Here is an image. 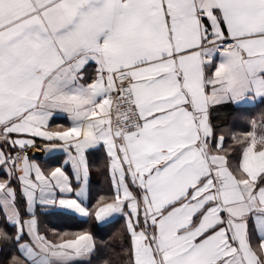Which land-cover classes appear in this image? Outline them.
<instances>
[{
	"label": "snow or ice",
	"instance_id": "6c2138e0",
	"mask_svg": "<svg viewBox=\"0 0 264 264\" xmlns=\"http://www.w3.org/2000/svg\"><path fill=\"white\" fill-rule=\"evenodd\" d=\"M257 100L264 0H0L8 264H109L90 227L42 233L39 211L123 216L124 264H264V119L212 122L219 106ZM37 139L67 154L62 166L29 157ZM99 148L110 189L93 199Z\"/></svg>",
	"mask_w": 264,
	"mask_h": 264
},
{
	"label": "trees",
	"instance_id": "16d2710c",
	"mask_svg": "<svg viewBox=\"0 0 264 264\" xmlns=\"http://www.w3.org/2000/svg\"><path fill=\"white\" fill-rule=\"evenodd\" d=\"M232 114L237 119L234 122H230L229 131H247L249 130V121L256 120L260 122L264 119V102L259 101L251 107L238 108ZM100 183L101 181H91L90 189L93 199L97 194L104 193V188H99ZM39 220V227L42 233L53 228L64 230L65 228L90 227L98 244L97 256L109 260V264H124L123 250L128 246V239L125 236V223L122 219L114 220L106 225H98L95 222L85 225L79 220L57 213L52 215V217L43 216ZM6 228L9 233L13 232L11 227ZM13 254H18L15 247L10 243H6L0 251L1 263L7 262ZM93 264H97L95 258Z\"/></svg>",
	"mask_w": 264,
	"mask_h": 264
},
{
	"label": "crops",
	"instance_id": "0c3cea01",
	"mask_svg": "<svg viewBox=\"0 0 264 264\" xmlns=\"http://www.w3.org/2000/svg\"><path fill=\"white\" fill-rule=\"evenodd\" d=\"M259 100H257L254 104H246L243 106H237L233 104H225L219 106L212 114V122L217 126L218 131L220 129H224L229 131L230 122H234L235 116L232 114L238 108L251 107L255 105ZM66 121L64 119H57L54 121V124H63ZM259 123V122H258ZM36 156H30V158L35 159L37 163L40 164L42 169L47 171L48 169L54 168L56 166H62L64 161L67 159V154L62 150H45V144L43 141L37 139V147L35 148ZM88 162L90 167V178L89 183L91 181H101L99 184V188H104V193H107L110 189L109 178H108V169H107V156L103 148H99L98 150L91 151L88 156ZM67 170L71 172L70 165ZM57 214L56 212L45 213L43 211L38 212V220L43 216L52 217V215ZM76 219V218H74ZM122 219L125 223V219L123 216H116L111 219L109 222L98 224V225H106L114 220ZM78 220V219H76ZM40 222V220H39ZM0 227H8L3 224V221L0 220ZM7 230V228H6ZM8 231V230H7ZM12 233H14L15 229L12 228ZM9 232V231H8ZM11 234V233H10ZM7 242L0 241V251L4 248ZM10 258L5 263L0 264H8Z\"/></svg>",
	"mask_w": 264,
	"mask_h": 264
},
{
	"label": "built area",
	"instance_id": "2783aa9c",
	"mask_svg": "<svg viewBox=\"0 0 264 264\" xmlns=\"http://www.w3.org/2000/svg\"><path fill=\"white\" fill-rule=\"evenodd\" d=\"M28 155H30V156H36L35 148L30 149V150L28 151Z\"/></svg>",
	"mask_w": 264,
	"mask_h": 264
}]
</instances>
